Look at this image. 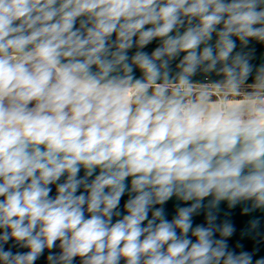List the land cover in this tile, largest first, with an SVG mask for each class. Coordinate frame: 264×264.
Returning a JSON list of instances; mask_svg holds the SVG:
<instances>
[{"label":"clouds","instance_id":"1","mask_svg":"<svg viewBox=\"0 0 264 264\" xmlns=\"http://www.w3.org/2000/svg\"><path fill=\"white\" fill-rule=\"evenodd\" d=\"M253 40L264 44V0H0V264L45 249L48 264H253L220 219L222 202L264 211ZM198 73L234 96L252 77L256 91L213 101L194 95ZM172 197L188 206L169 221Z\"/></svg>","mask_w":264,"mask_h":264},{"label":"water","instance_id":"2","mask_svg":"<svg viewBox=\"0 0 264 264\" xmlns=\"http://www.w3.org/2000/svg\"><path fill=\"white\" fill-rule=\"evenodd\" d=\"M150 27V26H146ZM113 39H115V34L113 35ZM235 39V38H234ZM160 44L159 39H154L151 41L147 46H145L142 50L151 54L156 47H158ZM237 45L239 47V41L237 40ZM254 48V59L252 63L256 65L257 67L261 64H264V44H260L256 41H252L250 46ZM136 51V48H133L129 51V55H133ZM181 57L184 55L183 53L180 54ZM179 59V58H178ZM177 61H173L172 63V69L173 74H175L178 69L176 68ZM141 73L136 72V76L139 77ZM192 84H200V85H220L218 82L222 80L223 78L221 76H218L214 73L212 74H204V73H198L193 78ZM253 78L250 77L247 84L244 86H252ZM95 174H99V169H97ZM84 175L83 169H81L80 176ZM90 179H94V176ZM63 180V178H62ZM61 180V182H62ZM127 183L129 188L131 187V177L127 178ZM52 192L50 195L55 196L56 195V185H51ZM83 188H81L77 194H80V192H83ZM2 199V198H0ZM129 199V193L126 192L120 200L119 206L117 211L121 213V216L113 217V223L116 222V220L121 219L123 215H126L127 212L124 208V205L126 201ZM189 204L191 202H188ZM177 206H188V204H185L184 202H181L176 199V197H172L166 204H164L162 207L165 209L166 218L170 221L176 212ZM246 206L245 204L238 205L237 207L233 209H229L227 207L226 202H222L220 205V219L223 220L225 218L230 219L231 222L234 224L236 228V232L234 235L228 239V244L230 249L236 251L239 253V251H248L253 253V264L256 259L264 258V211L256 210L254 212H251L249 214H242L243 207ZM247 206H250V202H247ZM154 207H161V205H156ZM227 214V216L225 215ZM257 218L260 220V227L256 231H249L250 224L249 222L253 219ZM149 219H151V212H149ZM203 222V215L194 217V225L198 223ZM147 221L144 222L146 225ZM258 233V234H257ZM217 238L218 234H217ZM194 239V238H193ZM13 242L10 241L8 245H6V249L11 247V250L15 253L17 251L19 252H27L28 249L26 248H19L18 246L12 247ZM59 242H57V245ZM237 244H242L243 248H236ZM53 253H59L60 249L58 247L51 250ZM49 255V250L45 249L44 254L35 262V264H48L47 262V256ZM74 264H80V258H75ZM121 264H124V261H121Z\"/></svg>","mask_w":264,"mask_h":264},{"label":"rangeland","instance_id":"3","mask_svg":"<svg viewBox=\"0 0 264 264\" xmlns=\"http://www.w3.org/2000/svg\"><path fill=\"white\" fill-rule=\"evenodd\" d=\"M197 90H207L211 100L213 101H230V100H239L242 98V96L246 93L254 92L256 91L255 88L252 86H243L241 89V96H234L231 94H228L225 89L221 87V85H204L195 87ZM215 92V93H214ZM261 95H264V91H261Z\"/></svg>","mask_w":264,"mask_h":264},{"label":"built area","instance_id":"4","mask_svg":"<svg viewBox=\"0 0 264 264\" xmlns=\"http://www.w3.org/2000/svg\"><path fill=\"white\" fill-rule=\"evenodd\" d=\"M199 86H204V85H200V84H192V88L194 89V95L198 94L199 90H197L195 87H199ZM215 93V92H214Z\"/></svg>","mask_w":264,"mask_h":264},{"label":"bare ground","instance_id":"5","mask_svg":"<svg viewBox=\"0 0 264 264\" xmlns=\"http://www.w3.org/2000/svg\"><path fill=\"white\" fill-rule=\"evenodd\" d=\"M233 101H236V100H230V101H226V102H224V103H231V102H233ZM223 102V101H222Z\"/></svg>","mask_w":264,"mask_h":264}]
</instances>
